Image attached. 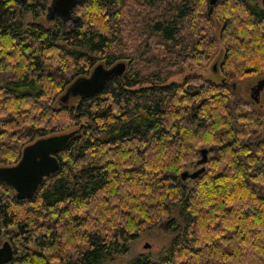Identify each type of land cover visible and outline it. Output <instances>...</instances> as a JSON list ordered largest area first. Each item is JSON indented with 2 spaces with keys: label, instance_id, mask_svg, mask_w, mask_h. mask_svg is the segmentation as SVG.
<instances>
[{
  "label": "trees",
  "instance_id": "trees-1",
  "mask_svg": "<svg viewBox=\"0 0 264 264\" xmlns=\"http://www.w3.org/2000/svg\"><path fill=\"white\" fill-rule=\"evenodd\" d=\"M51 2L0 0V167L78 131L32 199L0 181L9 264H107L156 230L168 246L127 264H264V92L248 85L264 77V0H84L73 24L48 21ZM202 149L205 172L182 180Z\"/></svg>",
  "mask_w": 264,
  "mask_h": 264
},
{
  "label": "water",
  "instance_id": "water-1",
  "mask_svg": "<svg viewBox=\"0 0 264 264\" xmlns=\"http://www.w3.org/2000/svg\"><path fill=\"white\" fill-rule=\"evenodd\" d=\"M26 3L27 0H17ZM84 0H52L48 9L47 20L50 22L62 20L77 22L76 10ZM218 0H210V5L214 6ZM211 14V12H210ZM125 63H118L108 68L103 64L95 67L91 75L77 80L62 98L65 103L70 97H89L99 92L113 76H121L126 71ZM264 92V77L251 88L252 99L259 103ZM78 131L53 135L42 138L28 145L22 154V158L17 165L10 167H0V181L12 187L19 200H30L35 195L43 180L56 173L60 168L57 154L62 151ZM210 149L201 150V159L198 165L199 170L194 173L183 172L182 180H196L205 172V164L208 160ZM15 257V251L9 241H5L0 246V264H9Z\"/></svg>",
  "mask_w": 264,
  "mask_h": 264
},
{
  "label": "rangeland",
  "instance_id": "rangeland-1",
  "mask_svg": "<svg viewBox=\"0 0 264 264\" xmlns=\"http://www.w3.org/2000/svg\"><path fill=\"white\" fill-rule=\"evenodd\" d=\"M69 22L72 24L74 23L73 21H69ZM220 64H221L220 58L216 62L215 61L212 62L209 65V67L203 72L204 76L209 79H216L217 77H219L221 75ZM260 79L261 78L257 79L256 81H252V84L251 82H248V85L250 84V86H254ZM4 167H10V166H4ZM198 169H194L193 166H189L183 172L194 173ZM170 238L171 235L164 234L163 232L156 230L151 234L142 236L139 240H137L135 243L130 245L128 253L117 256L112 262H109L107 264H127L134 258L143 255L149 256L152 259H156L165 249V247L168 246V242L170 241ZM5 241H9V240H4L3 243Z\"/></svg>",
  "mask_w": 264,
  "mask_h": 264
},
{
  "label": "flooded vegetation",
  "instance_id": "flooded-vegetation-1",
  "mask_svg": "<svg viewBox=\"0 0 264 264\" xmlns=\"http://www.w3.org/2000/svg\"><path fill=\"white\" fill-rule=\"evenodd\" d=\"M262 94H263V93H262ZM261 97H262V96H261ZM193 168H194V169H198V168L200 169V168H201V166H200V165H198V164H195V165H193ZM199 169H198V170H199ZM196 171H197V170H196ZM196 171H195V172H196Z\"/></svg>",
  "mask_w": 264,
  "mask_h": 264
}]
</instances>
